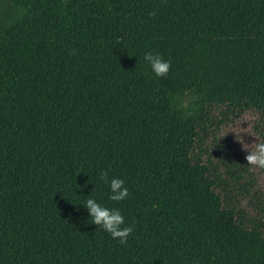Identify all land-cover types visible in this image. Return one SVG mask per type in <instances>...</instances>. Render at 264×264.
<instances>
[{
  "label": "trees",
  "instance_id": "1",
  "mask_svg": "<svg viewBox=\"0 0 264 264\" xmlns=\"http://www.w3.org/2000/svg\"><path fill=\"white\" fill-rule=\"evenodd\" d=\"M244 113L264 142V0H0V264H264L206 146Z\"/></svg>",
  "mask_w": 264,
  "mask_h": 264
},
{
  "label": "rangeland",
  "instance_id": "2",
  "mask_svg": "<svg viewBox=\"0 0 264 264\" xmlns=\"http://www.w3.org/2000/svg\"><path fill=\"white\" fill-rule=\"evenodd\" d=\"M218 119L222 120L221 127L215 132L218 139H206V146L211 150L212 146H217L222 143L223 150L216 154L219 156L214 159L221 168V157L224 163L231 165L236 171L231 179L229 176L225 177L227 187L219 188L222 195H226L228 200L232 202L239 210V216L247 225L256 223L261 219L262 202L264 201V174L261 170L253 169L247 164L246 156L249 154L244 151L239 140L249 146L259 141L254 131L255 117L251 113H244L237 117L231 115L228 118L222 119L219 114H216ZM203 159L206 158L202 154Z\"/></svg>",
  "mask_w": 264,
  "mask_h": 264
},
{
  "label": "clouds",
  "instance_id": "3",
  "mask_svg": "<svg viewBox=\"0 0 264 264\" xmlns=\"http://www.w3.org/2000/svg\"><path fill=\"white\" fill-rule=\"evenodd\" d=\"M155 15V13H152ZM72 55L76 54V50H72ZM144 60L151 66L153 73L158 78H166L171 69V64L158 54L148 52L144 55ZM244 151L249 154L246 156L247 164L253 169L264 170V142H257L251 146L245 144L241 138ZM100 179L104 183L110 185L112 195L110 200L120 202L130 196L128 189L124 186L125 181L119 178H113L109 181L108 173L102 172ZM90 214L92 224L101 227L110 236L119 242L120 245H126L128 238L132 235L134 228L125 226V218L118 209L110 210L102 207L95 199L89 198L84 204Z\"/></svg>",
  "mask_w": 264,
  "mask_h": 264
}]
</instances>
